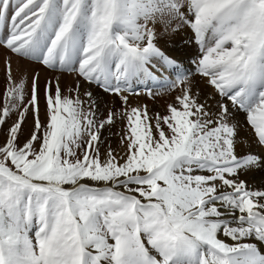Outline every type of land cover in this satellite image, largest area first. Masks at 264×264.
Wrapping results in <instances>:
<instances>
[{"label": "snow or ice", "instance_id": "obj_1", "mask_svg": "<svg viewBox=\"0 0 264 264\" xmlns=\"http://www.w3.org/2000/svg\"><path fill=\"white\" fill-rule=\"evenodd\" d=\"M0 48V264H264V0H0ZM160 82L165 114L129 104Z\"/></svg>", "mask_w": 264, "mask_h": 264}, {"label": "bare ground", "instance_id": "obj_2", "mask_svg": "<svg viewBox=\"0 0 264 264\" xmlns=\"http://www.w3.org/2000/svg\"><path fill=\"white\" fill-rule=\"evenodd\" d=\"M192 33L190 29H183L178 35H174L171 39L167 41V50L170 52H174L177 49V45L179 43L180 47H183L182 40L187 39L188 37H191ZM162 46H164V42H162ZM193 49V58L195 57V54L197 52V48L195 45H190ZM33 65V64H32ZM36 68L39 67V65H34ZM41 67V66H40ZM193 66L190 65V70ZM44 71V70H42ZM75 78V77H74ZM168 79L167 77L165 78ZM194 79L199 82L200 90L203 93L209 91L207 86L204 84V82L201 80L199 75L197 74ZM79 81L81 85H87L84 83L82 78L78 77L76 74V80L75 83ZM160 83H153L154 87L151 86V83L147 86L141 85V84H133L130 89L125 93L129 96V104L135 106V105H144L146 104L149 109L150 113H156L159 112L161 115L165 114V109L168 103H171L175 96L178 94V90L171 89L169 90L166 86L161 85ZM91 86V85H90ZM140 87V90L137 92L134 91V89H137ZM92 91L94 95H98L102 101L103 107L101 108V115H106L107 108H115L117 110H120L121 104L118 99V96L115 94H108L100 90L98 87L94 88V86H91L90 90ZM152 93L156 98L153 100L149 93ZM133 93V94H131ZM241 120H243V116L239 117ZM125 122L122 120H117L113 125L106 126L104 129L101 130V135L104 140L102 151L106 150L109 146H111L112 149L115 151L117 150L118 153H123V149H119L121 146V136L125 132ZM246 131L250 132V129H245ZM243 139V137H242ZM248 148H252L254 151H264V149H261L257 145H253L248 143L247 140H244L242 150H247ZM264 175V174H260Z\"/></svg>", "mask_w": 264, "mask_h": 264}, {"label": "rangeland", "instance_id": "obj_3", "mask_svg": "<svg viewBox=\"0 0 264 264\" xmlns=\"http://www.w3.org/2000/svg\"><path fill=\"white\" fill-rule=\"evenodd\" d=\"M8 55H11V54L6 49L0 48V92H3V89H4V84H5V81H4V60H5V57L8 56ZM12 59H13V66H15V63L17 61V58L15 56H13ZM32 64H30L29 67L31 69H35L37 72H39V74H40V84H41V87H43V84H44V81L45 80H52V79H54L57 76L60 79L61 86L64 87V88H66V89L72 87L75 84V80H76V73L75 72H71V73L52 72L51 70L46 69L40 63L33 62ZM36 64L39 65L38 68H36L34 66ZM191 65L193 66L191 68V70L190 69H187V70L190 71V72H192V73H194L195 72V64L193 63ZM42 70H44V71H42ZM84 83H86V82H84ZM162 85L166 86V84L164 82H162L161 85H159V86H162ZM91 86H94V85H91ZM91 86L89 84H87V85H84V84L81 85V92L83 93V91H85V90H90ZM94 88H96V86H94ZM137 89L140 90V87H138ZM137 89L135 91H137ZM131 94H133V93H131ZM151 98L153 99L152 96H151ZM118 99H119V97H118ZM119 101H120V99H119ZM40 107H41V118L42 119H45L46 117H45L44 105H43V101L42 100H41ZM15 118H16L15 116L12 117L13 120ZM9 123H11V121H9ZM32 127H33V119H32L31 116H28L27 119H26L25 125H24V136L22 137V140L24 138H26L30 134V132L32 130ZM3 138H4L3 130H0V142H2ZM120 144H121V142H120ZM121 148H122V146L119 147V149H121ZM116 152H117V150H116ZM120 154H122V153L120 152Z\"/></svg>", "mask_w": 264, "mask_h": 264}]
</instances>
